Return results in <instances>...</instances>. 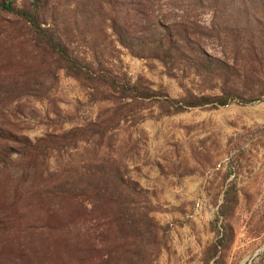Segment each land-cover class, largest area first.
I'll return each mask as SVG.
<instances>
[{"label":"rangeland","instance_id":"obj_1","mask_svg":"<svg viewBox=\"0 0 264 264\" xmlns=\"http://www.w3.org/2000/svg\"><path fill=\"white\" fill-rule=\"evenodd\" d=\"M54 1L56 12L70 8L68 1ZM164 1H178L171 8L184 11L194 3ZM193 14L210 25L206 6ZM10 26L0 29V129L35 141L109 121L117 111L122 120L104 137L36 162L20 144L0 138V222L7 227L0 229V264H264V47L257 57L234 58L236 45H199L231 66L226 75L197 66L185 49L181 57L168 56L166 65L147 51L133 55L103 29L96 45L102 66L132 85L171 99L232 93L254 101L179 112L161 99H112L104 88L93 93L29 46L28 27ZM79 49L91 57L89 46ZM102 172L127 183L120 191L129 220H114L94 234L48 221L56 185L91 182ZM223 204L226 219L219 215ZM55 209L69 217L64 204Z\"/></svg>","mask_w":264,"mask_h":264},{"label":"trees","instance_id":"obj_2","mask_svg":"<svg viewBox=\"0 0 264 264\" xmlns=\"http://www.w3.org/2000/svg\"><path fill=\"white\" fill-rule=\"evenodd\" d=\"M65 1L69 2L70 8L66 7L60 13L56 12L54 0H30L26 7H19L18 0H0V12L15 18L11 21L0 17V29L11 27L14 23L28 27L33 43L29 46L54 61L58 70L63 71L66 76L79 81L96 94L104 88L112 99H161L179 112L207 105L225 107L233 102L241 105L254 102L232 93L223 96L189 95L182 99H171L163 93L139 88L103 67L101 53L96 45L98 36L106 29L119 45L133 55L141 56L142 52L145 54L147 51L166 65L168 56L181 57L182 50L185 49L193 55V63L197 66L215 67L221 73L232 75L229 73L230 65L209 58L199 45H236L233 47L234 58L240 53L257 57L263 50L260 46L264 47V0H259L262 4L260 9L255 6L254 0H193L191 8L187 7L186 11L181 9L182 6H178V9L171 8L180 4L178 1ZM205 6L212 13L208 26L203 25L197 15L193 14V10ZM256 12H260L262 17L258 18ZM94 28H98V31H94L95 36H92ZM80 45L89 46L91 57L86 51L81 53ZM177 45H184L185 48ZM102 99L108 100L107 97ZM121 120L122 115L117 111L109 121L91 123L63 134H49L35 141L2 129L0 138L20 144L22 154L36 162L41 157L44 159L50 152H60L94 137H104L115 131ZM98 174L92 175L96 179L91 182L82 179L74 184L61 182L56 185L51 191L53 196L50 198L48 221L60 222L63 229L77 226L94 234L114 220H129V202L126 205L127 199L123 191H120V187L127 183L120 176L109 178L110 174L102 172L97 178ZM45 189L49 192L50 187ZM225 203L228 205L231 201L226 199ZM55 204H64L69 210V217H60ZM113 206L116 207L114 212ZM224 209L225 204L221 206L219 215L226 219L227 210L224 212ZM6 228V224L0 222L2 233L7 231ZM49 228H53L52 225Z\"/></svg>","mask_w":264,"mask_h":264}]
</instances>
